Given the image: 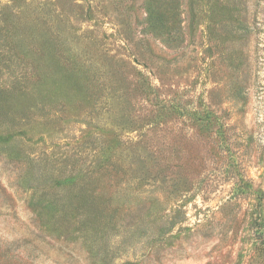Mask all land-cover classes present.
<instances>
[{"label":"rangeland","instance_id":"374dc122","mask_svg":"<svg viewBox=\"0 0 264 264\" xmlns=\"http://www.w3.org/2000/svg\"><path fill=\"white\" fill-rule=\"evenodd\" d=\"M0 264H264V0H0Z\"/></svg>","mask_w":264,"mask_h":264}]
</instances>
